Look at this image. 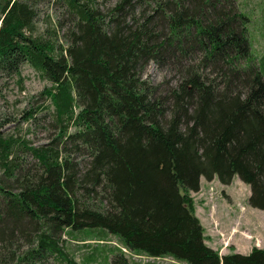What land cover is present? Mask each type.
Returning a JSON list of instances; mask_svg holds the SVG:
<instances>
[{
  "label": "trees",
  "instance_id": "trees-1",
  "mask_svg": "<svg viewBox=\"0 0 264 264\" xmlns=\"http://www.w3.org/2000/svg\"><path fill=\"white\" fill-rule=\"evenodd\" d=\"M106 3L0 0V98L29 65L51 87L25 121L46 114L53 133L36 145L0 127V264H78L67 241L87 230L120 242L105 264H264V248L209 246L192 197L238 177L264 211V66L243 4ZM151 63L175 82H150Z\"/></svg>",
  "mask_w": 264,
  "mask_h": 264
},
{
  "label": "rangeland",
  "instance_id": "rangeland-1",
  "mask_svg": "<svg viewBox=\"0 0 264 264\" xmlns=\"http://www.w3.org/2000/svg\"><path fill=\"white\" fill-rule=\"evenodd\" d=\"M105 1L109 2L106 3L107 5L115 2V0ZM240 2L252 22L249 28L252 55L257 59L258 65L264 66V33L257 32L259 29L253 25V12L259 11V8L255 9L249 0ZM145 77L150 82L159 84L165 80L175 82L177 73L171 65L162 67L151 63ZM3 84V96L0 98L1 131L6 134L17 133L36 145L45 144L53 134L47 131L48 116L39 115L40 121L32 125L31 122L25 121V112L41 106H43L41 111L46 109L49 102L42 93L46 88L51 87V84L27 64L22 66L20 76L5 79ZM207 182L204 181L201 191L192 193L196 214L203 220L201 222L206 230V241L221 255L234 252L249 254L255 247L264 248V211L249 205L250 187L238 177L229 188H225L226 186L217 179ZM78 236V240H82L81 237L94 239L86 245L78 244L72 239L70 242L67 241L66 247L78 264H105V260L113 259L115 254V251L109 247L118 249L121 246L114 238H110L112 240L110 243L97 242L99 238H95L97 235L93 230L78 233ZM93 248L98 258L89 261ZM98 250L100 253L97 252ZM123 251L130 258V263L134 262L132 256L125 249ZM158 263L176 264L171 258L163 259ZM43 264H54V261L49 260ZM55 264L58 262L55 261Z\"/></svg>",
  "mask_w": 264,
  "mask_h": 264
},
{
  "label": "crops",
  "instance_id": "crops-1",
  "mask_svg": "<svg viewBox=\"0 0 264 264\" xmlns=\"http://www.w3.org/2000/svg\"><path fill=\"white\" fill-rule=\"evenodd\" d=\"M239 2L241 0H238ZM245 1V0H244ZM250 2H252V4L254 5L255 9L259 8V11L256 10V12H253L254 13V21H253V25H256V27L259 29L257 32H260V33H264V0H249ZM245 11V10H244ZM246 12V11H245ZM247 13V12H246ZM249 16V15H248ZM250 17V16H249ZM251 19V18H250ZM252 24L251 20H250V25ZM236 180V178H234V181ZM204 181L206 183L207 180L205 178H202L201 179V188L202 186L204 185ZM233 181V182H234ZM224 186V185H223ZM232 184L230 186H226L225 188H229L231 187ZM201 191V190H200ZM200 218V216H199ZM200 220L203 222V220L200 218ZM203 224V223H202ZM204 226V224H203ZM208 243V242H207ZM209 246H211L209 243H208ZM212 247V246H211ZM214 248V247H212Z\"/></svg>",
  "mask_w": 264,
  "mask_h": 264
},
{
  "label": "built area",
  "instance_id": "built-area-1",
  "mask_svg": "<svg viewBox=\"0 0 264 264\" xmlns=\"http://www.w3.org/2000/svg\"><path fill=\"white\" fill-rule=\"evenodd\" d=\"M174 262V261H173ZM174 263H176V262H174ZM176 264H178V263H176Z\"/></svg>",
  "mask_w": 264,
  "mask_h": 264
}]
</instances>
